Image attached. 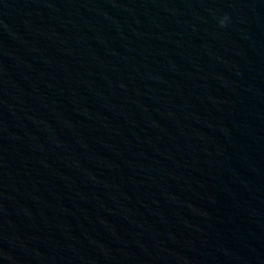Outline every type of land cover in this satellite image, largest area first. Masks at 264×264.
Returning a JSON list of instances; mask_svg holds the SVG:
<instances>
[{
  "label": "water",
  "instance_id": "1",
  "mask_svg": "<svg viewBox=\"0 0 264 264\" xmlns=\"http://www.w3.org/2000/svg\"><path fill=\"white\" fill-rule=\"evenodd\" d=\"M38 1L218 234L264 264V0Z\"/></svg>",
  "mask_w": 264,
  "mask_h": 264
},
{
  "label": "clouds",
  "instance_id": "2",
  "mask_svg": "<svg viewBox=\"0 0 264 264\" xmlns=\"http://www.w3.org/2000/svg\"><path fill=\"white\" fill-rule=\"evenodd\" d=\"M222 24H223V22H222Z\"/></svg>",
  "mask_w": 264,
  "mask_h": 264
}]
</instances>
